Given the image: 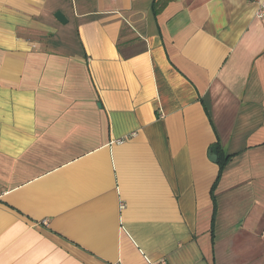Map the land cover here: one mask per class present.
<instances>
[{
    "label": "crops",
    "instance_id": "crops-1",
    "mask_svg": "<svg viewBox=\"0 0 264 264\" xmlns=\"http://www.w3.org/2000/svg\"><path fill=\"white\" fill-rule=\"evenodd\" d=\"M259 6L0 0V264H264Z\"/></svg>",
    "mask_w": 264,
    "mask_h": 264
},
{
    "label": "trees",
    "instance_id": "trees-1",
    "mask_svg": "<svg viewBox=\"0 0 264 264\" xmlns=\"http://www.w3.org/2000/svg\"><path fill=\"white\" fill-rule=\"evenodd\" d=\"M228 158H229V156L223 155L221 153L220 149L218 148L217 153H216V157H215V161L219 165L220 169L222 168V166L224 165L225 161ZM213 190H214V186L211 189L212 194H213ZM212 197H214V195H212Z\"/></svg>",
    "mask_w": 264,
    "mask_h": 264
},
{
    "label": "built area",
    "instance_id": "built-area-1",
    "mask_svg": "<svg viewBox=\"0 0 264 264\" xmlns=\"http://www.w3.org/2000/svg\"><path fill=\"white\" fill-rule=\"evenodd\" d=\"M251 1L259 3L260 5L256 12L257 17H260V18L264 17V7L262 4H260L261 1L260 0H251Z\"/></svg>",
    "mask_w": 264,
    "mask_h": 264
},
{
    "label": "water",
    "instance_id": "water-1",
    "mask_svg": "<svg viewBox=\"0 0 264 264\" xmlns=\"http://www.w3.org/2000/svg\"><path fill=\"white\" fill-rule=\"evenodd\" d=\"M54 16L59 22L63 24L67 22V19L64 17V15L60 11H56Z\"/></svg>",
    "mask_w": 264,
    "mask_h": 264
}]
</instances>
